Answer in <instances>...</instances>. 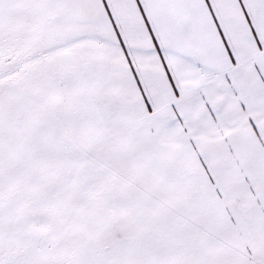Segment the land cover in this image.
I'll return each mask as SVG.
<instances>
[{
  "label": "snow or ice",
  "instance_id": "6c2138e0",
  "mask_svg": "<svg viewBox=\"0 0 264 264\" xmlns=\"http://www.w3.org/2000/svg\"><path fill=\"white\" fill-rule=\"evenodd\" d=\"M0 264H264V0H0Z\"/></svg>",
  "mask_w": 264,
  "mask_h": 264
}]
</instances>
